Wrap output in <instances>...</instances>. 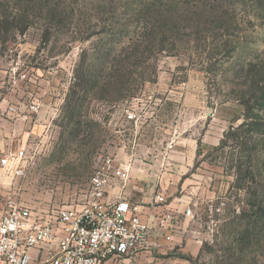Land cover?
I'll use <instances>...</instances> for the list:
<instances>
[{
    "label": "rangeland",
    "instance_id": "374dc122",
    "mask_svg": "<svg viewBox=\"0 0 264 264\" xmlns=\"http://www.w3.org/2000/svg\"><path fill=\"white\" fill-rule=\"evenodd\" d=\"M5 131L26 158L23 174L0 168V216L12 202L41 216L83 206L108 157L175 164L196 148L206 165L187 174L214 196L187 194L194 217L175 249L139 264H264L260 1L0 0Z\"/></svg>",
    "mask_w": 264,
    "mask_h": 264
},
{
    "label": "built area",
    "instance_id": "2783aa9c",
    "mask_svg": "<svg viewBox=\"0 0 264 264\" xmlns=\"http://www.w3.org/2000/svg\"><path fill=\"white\" fill-rule=\"evenodd\" d=\"M128 120L136 122L138 117L130 113ZM173 148L171 143L167 150ZM25 158L23 149L0 153V168L20 167L23 174ZM131 165L106 158L79 208L63 207L41 216L30 206L12 202L0 216V264H139L149 248L151 229L122 195H109L114 184L127 183Z\"/></svg>",
    "mask_w": 264,
    "mask_h": 264
},
{
    "label": "crops",
    "instance_id": "0c3cea01",
    "mask_svg": "<svg viewBox=\"0 0 264 264\" xmlns=\"http://www.w3.org/2000/svg\"><path fill=\"white\" fill-rule=\"evenodd\" d=\"M5 127L7 126L5 125ZM12 137H15V134ZM0 138V153L7 154L12 150L21 149L16 143L15 145L8 143L12 139L7 131L0 133ZM8 139L11 140L7 141ZM207 149L211 150L209 147L201 148L199 155H205ZM175 150V146L171 151L166 148L164 153L159 151L158 155H167L168 152L173 154ZM181 153L185 155L186 159L175 164L171 162L163 164L157 160L152 165H147L132 156L129 157L128 163L132 162L129 180L125 184H114L109 191V195L113 199L122 195V199L134 207L141 219L151 229L149 248L142 254L140 260L148 254L150 256L154 253L165 254L166 251L175 249L178 244L176 237L182 234L185 224L194 217L193 208L190 205L191 202L188 201L187 194L193 196L191 201L193 200L194 204L211 202L214 196L212 181L208 183L206 180L196 177L195 173L190 176L187 174L190 169L198 171L206 165L205 162L197 163L201 159L197 156V149L186 147L181 150ZM172 165L175 170L172 169ZM151 171H153L152 174H150ZM170 171L175 172V174H169ZM172 181H177L178 186H180L179 194L177 189L172 188L176 183L170 185ZM163 185L170 187L168 197L158 191L159 186ZM187 186L191 188L189 191H186ZM121 187H124L123 191L120 189ZM158 197H162L164 201L160 202L157 199ZM188 209L192 210L191 216L186 215ZM169 216L171 217L170 220L167 218Z\"/></svg>",
    "mask_w": 264,
    "mask_h": 264
},
{
    "label": "trees",
    "instance_id": "16d2710c",
    "mask_svg": "<svg viewBox=\"0 0 264 264\" xmlns=\"http://www.w3.org/2000/svg\"><path fill=\"white\" fill-rule=\"evenodd\" d=\"M258 1H260V5H261V7L264 9V0H258ZM243 126H244V125L239 126L238 128H236V130H237V131H241ZM222 144H223V143H222ZM241 167H242V163H241V165L238 166V169H239L240 172L242 171V170H241Z\"/></svg>",
    "mask_w": 264,
    "mask_h": 264
}]
</instances>
